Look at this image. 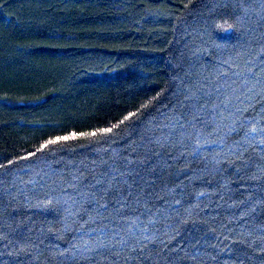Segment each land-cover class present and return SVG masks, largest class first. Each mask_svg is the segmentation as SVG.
<instances>
[{
	"label": "trees",
	"instance_id": "1",
	"mask_svg": "<svg viewBox=\"0 0 264 264\" xmlns=\"http://www.w3.org/2000/svg\"><path fill=\"white\" fill-rule=\"evenodd\" d=\"M0 264H264V0H0Z\"/></svg>",
	"mask_w": 264,
	"mask_h": 264
},
{
	"label": "snow or ice",
	"instance_id": "2",
	"mask_svg": "<svg viewBox=\"0 0 264 264\" xmlns=\"http://www.w3.org/2000/svg\"><path fill=\"white\" fill-rule=\"evenodd\" d=\"M105 131H110V129H106ZM9 163H11V161Z\"/></svg>",
	"mask_w": 264,
	"mask_h": 264
}]
</instances>
